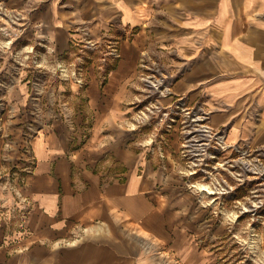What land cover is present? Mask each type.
Returning a JSON list of instances; mask_svg holds the SVG:
<instances>
[{"label": "crops", "instance_id": "0c3cea01", "mask_svg": "<svg viewBox=\"0 0 264 264\" xmlns=\"http://www.w3.org/2000/svg\"><path fill=\"white\" fill-rule=\"evenodd\" d=\"M28 1L30 40L56 54L119 40L120 55L107 79L92 64L86 85L48 97L33 163L0 147V264H220L203 197L177 170L176 133L139 118L140 66L166 51L149 41L174 47V92L200 98L231 142L264 144V0Z\"/></svg>", "mask_w": 264, "mask_h": 264}, {"label": "rangeland", "instance_id": "374dc122", "mask_svg": "<svg viewBox=\"0 0 264 264\" xmlns=\"http://www.w3.org/2000/svg\"><path fill=\"white\" fill-rule=\"evenodd\" d=\"M27 1L0 0V149L3 153L15 149L22 160L33 163V140L43 122V113L50 106L46 104L47 99L52 95L58 98L63 90L68 96L67 92L72 91L70 85L75 89L86 85L92 64L98 67L103 79H107L112 60L119 57L116 53L120 55V42L94 43L83 37L72 42L66 51L56 54L42 40H30L32 22L27 21L32 18L28 19L27 13L34 8ZM129 37L130 34L125 35ZM150 47L166 51H150L142 57L146 66L141 65L139 73L141 98L145 102L140 108L141 122H146L156 132L167 129L176 133V143L180 146L176 154L181 162L177 170L183 171L196 196L203 197L202 207L207 210L203 223L211 225L206 240L219 251L220 264H264V144L250 139L231 142L228 137L233 132L227 136L229 125H212L207 107L202 108L206 112L204 120L195 119L192 113L201 108L200 98L185 104L188 109L182 110L183 100L168 83L178 74L177 70H171L174 69L173 57L168 52L174 47L163 48L153 41L151 46L149 41L147 51ZM167 70H171L170 73ZM159 78L163 80L155 87L152 82H158ZM26 85L30 88H25ZM43 95L46 96L45 106L38 110L37 101ZM162 96H169V100ZM55 103L58 111L59 101ZM167 111L182 115V119L168 126L164 116ZM146 116L153 118L148 120ZM202 129L210 131L205 134L207 148L203 152L198 141ZM27 137H31L30 152L24 145ZM18 174L15 165L7 172L10 179Z\"/></svg>", "mask_w": 264, "mask_h": 264}, {"label": "built area", "instance_id": "2783aa9c", "mask_svg": "<svg viewBox=\"0 0 264 264\" xmlns=\"http://www.w3.org/2000/svg\"><path fill=\"white\" fill-rule=\"evenodd\" d=\"M116 56H119V54H117L116 53ZM142 65L143 66H146V62L144 61V63H142ZM168 76V75H167ZM165 76L163 75V78H164ZM159 81L157 82H152V84L155 86V87H157L158 85H159V83H161L162 82V78H159L158 79ZM161 81V82H160ZM181 99L183 100V105H182V110L183 109H188V106H186L185 104H186V99H185V97H181ZM185 106V107H184ZM189 114V113H188ZM193 117L195 116V119H199V120H204V118H205V114H206V112L202 109V108H199V110H196L195 112L193 111ZM208 114V113H207ZM164 116H166V120H167V124H168V126H172L174 123V121H176L178 118L179 119H182V115H178V114H175L174 112H172V111H167V112H165L164 113ZM185 117H187V115H184ZM151 118H153V117H147L146 116V118L145 119H148V120H151ZM147 120V121H148ZM208 132H210L208 129H202L201 130V132L198 134V135H200V136H202V137H200L201 139H198V141L200 142V145H199V149H201L202 150V152L203 151H205L206 150V148L207 147H205L204 146V138H205V134H207ZM30 142H31V137H27V138H25V142H24V145L27 147V150L30 152ZM183 145H184V143H183ZM33 156V155H32Z\"/></svg>", "mask_w": 264, "mask_h": 264}, {"label": "bare ground", "instance_id": "6f19581e", "mask_svg": "<svg viewBox=\"0 0 264 264\" xmlns=\"http://www.w3.org/2000/svg\"><path fill=\"white\" fill-rule=\"evenodd\" d=\"M205 187L203 186V189H204Z\"/></svg>", "mask_w": 264, "mask_h": 264}]
</instances>
